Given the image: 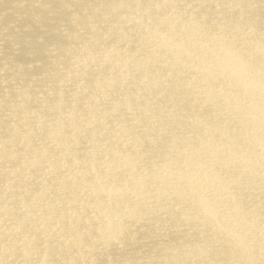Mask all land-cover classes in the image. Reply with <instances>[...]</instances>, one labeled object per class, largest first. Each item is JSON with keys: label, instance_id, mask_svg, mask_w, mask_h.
Here are the masks:
<instances>
[{"label": "bare ground", "instance_id": "bare-ground-1", "mask_svg": "<svg viewBox=\"0 0 264 264\" xmlns=\"http://www.w3.org/2000/svg\"><path fill=\"white\" fill-rule=\"evenodd\" d=\"M0 264H264V0H0Z\"/></svg>", "mask_w": 264, "mask_h": 264}]
</instances>
